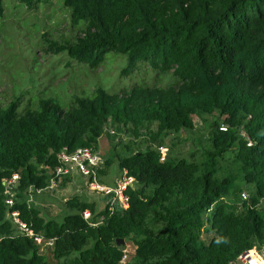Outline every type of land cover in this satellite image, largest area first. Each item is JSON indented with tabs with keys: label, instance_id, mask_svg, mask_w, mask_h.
<instances>
[{
	"label": "trees",
	"instance_id": "obj_1",
	"mask_svg": "<svg viewBox=\"0 0 264 264\" xmlns=\"http://www.w3.org/2000/svg\"><path fill=\"white\" fill-rule=\"evenodd\" d=\"M16 1L32 9L49 0ZM60 1L85 29L48 50L91 69L113 53L126 58L123 76L144 63L147 79L96 88L69 108L40 99L19 112L21 97L0 106V264H120L126 247L125 264H232L264 249V0ZM194 117L215 121L201 149L183 157L173 149ZM103 135L112 146L97 178L127 171L126 210L97 213L73 197L56 220L26 204L30 187L48 186L60 150L96 151ZM14 174L10 211L55 240L51 260L7 220L1 183Z\"/></svg>",
	"mask_w": 264,
	"mask_h": 264
},
{
	"label": "rangeland",
	"instance_id": "obj_2",
	"mask_svg": "<svg viewBox=\"0 0 264 264\" xmlns=\"http://www.w3.org/2000/svg\"><path fill=\"white\" fill-rule=\"evenodd\" d=\"M84 29L85 25H74L71 22L70 12L60 0H49L32 9L16 0H5L4 14L0 18V106L5 107L15 98L21 97L19 112L28 104L36 108L40 99H53L60 106L69 108L75 97H91L96 88L115 92L123 87L143 83L147 79V74L143 71L144 63H139L137 69L123 76L126 58L113 53H107L105 61L91 69L70 61L65 54L57 55L48 50L50 43L62 45L73 41ZM165 76L159 79L162 83L172 81L170 76ZM149 83L152 80L149 79ZM193 121L194 130L182 134L179 147L173 149L180 151L183 157H187L192 150L196 151L197 147L201 149L215 118H207L206 124L195 117ZM122 139L120 133L114 142ZM99 144L96 151L104 158L111 149V141L103 135ZM161 152L164 156L166 150ZM112 169L119 173L117 167ZM79 181L81 182L80 178ZM35 201L34 197L29 206H35ZM53 204L59 209L53 205L50 208L40 207L45 216L57 218L67 212L64 203ZM48 252L46 248L40 251L46 255L47 260H51Z\"/></svg>",
	"mask_w": 264,
	"mask_h": 264
},
{
	"label": "built area",
	"instance_id": "obj_3",
	"mask_svg": "<svg viewBox=\"0 0 264 264\" xmlns=\"http://www.w3.org/2000/svg\"><path fill=\"white\" fill-rule=\"evenodd\" d=\"M248 146H251L250 142ZM56 159L57 165L52 171V177L49 180L48 186L42 190H36L33 187L28 189L26 200L28 206L32 203L34 195H40L43 192L54 193L63 179L79 177L85 182V186L90 191L103 197L105 208H107L110 214L128 208L129 199L126 196V191L133 185L134 179L128 176L126 170L121 171L120 178L117 179L113 186H106L101 184L97 178V171L103 165V158L92 148H80L74 152H69L66 148H63L56 155ZM18 181L19 176L14 174L11 178L2 180L1 183L5 195L4 203L8 209L6 215L9 216V221L20 235L31 239L39 249L53 248L54 239H45L42 235L36 234L29 225L21 220L17 210L10 211L15 205L16 192L14 190L17 188ZM245 199L246 196L243 195V200ZM83 217L85 221H89L91 213L85 211ZM91 225L95 226L94 224ZM131 252L132 250L126 247L123 251L120 264L127 262ZM232 264H264V249L253 248L248 250L238 255Z\"/></svg>",
	"mask_w": 264,
	"mask_h": 264
},
{
	"label": "crops",
	"instance_id": "obj_4",
	"mask_svg": "<svg viewBox=\"0 0 264 264\" xmlns=\"http://www.w3.org/2000/svg\"><path fill=\"white\" fill-rule=\"evenodd\" d=\"M100 178L101 180L105 182L103 183L104 185L113 186L118 179V174L116 173L115 169H109L107 170L106 175ZM43 194H50V193L43 192L40 195H34L36 199L35 206H38V208L40 207L50 208L51 205H53L54 208H56V206L53 203L62 202L65 204L67 200L73 197H78L80 201H84V202L94 205L95 211L97 213L101 212L105 208V200L103 199V197L91 192L85 186V182L82 179H81V182L79 181V177L63 179L58 189L53 193L55 195L50 194L49 196H47ZM56 209L58 210L59 207H57ZM63 212H65V210H63ZM65 214L62 217L51 218L49 216H45L42 212V216L44 218L47 217L49 219H56V220H61L65 216ZM55 215H56V212H55ZM39 250L41 251L42 249H39Z\"/></svg>",
	"mask_w": 264,
	"mask_h": 264
},
{
	"label": "water",
	"instance_id": "obj_5",
	"mask_svg": "<svg viewBox=\"0 0 264 264\" xmlns=\"http://www.w3.org/2000/svg\"><path fill=\"white\" fill-rule=\"evenodd\" d=\"M19 186V184H17V187ZM7 220H10L9 216H7ZM117 245H123V240H117Z\"/></svg>",
	"mask_w": 264,
	"mask_h": 264
}]
</instances>
